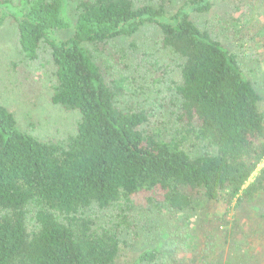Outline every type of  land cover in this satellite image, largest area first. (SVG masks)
Returning a JSON list of instances; mask_svg holds the SVG:
<instances>
[{
	"label": "trees",
	"instance_id": "trees-1",
	"mask_svg": "<svg viewBox=\"0 0 264 264\" xmlns=\"http://www.w3.org/2000/svg\"><path fill=\"white\" fill-rule=\"evenodd\" d=\"M169 3L80 0L71 18L63 0H0V26L14 22L24 57L50 60L51 102L80 115L65 141L41 140L0 100V264H120L126 215L106 227L86 214L91 207L144 196L177 212L219 197L240 205L264 191L262 97L236 54L192 19L213 0H184L172 12ZM148 25L180 60L170 87L182 129L167 137L148 126L144 108L120 105V86L87 46L105 49ZM190 140L202 151L189 150ZM163 254L158 243L129 264H162ZM195 256L190 264L205 263Z\"/></svg>",
	"mask_w": 264,
	"mask_h": 264
},
{
	"label": "rangeland",
	"instance_id": "rangeland-1",
	"mask_svg": "<svg viewBox=\"0 0 264 264\" xmlns=\"http://www.w3.org/2000/svg\"><path fill=\"white\" fill-rule=\"evenodd\" d=\"M79 1L63 0L71 18ZM183 1L170 0L167 11H174ZM213 2L209 11L193 13L192 19L236 54L262 97L259 108L264 114V0ZM59 35L66 37L70 32L61 31ZM87 46L111 84L120 86L117 94L122 107L144 108L149 112L148 126L160 129L166 137L182 129L177 119L179 100L170 87L179 78L180 60L162 46L158 27L143 26L131 36L111 40L105 49H96L95 44ZM52 71L47 57L41 55L33 61L24 57L13 21L0 26V100L15 113L23 130L41 140L65 141L75 133L80 115L51 102ZM194 145L191 141V148L187 147L202 151ZM258 169L247 183L257 176ZM86 214L106 227L126 215L119 230L124 242L120 264H129L139 252L158 243L164 248L162 264H190L189 259L199 258L195 255L200 252L205 255L203 262L209 264H264V191L240 205L236 199L228 202L219 197L199 200L190 210L177 212L165 205L158 208L138 196L104 210L91 207Z\"/></svg>",
	"mask_w": 264,
	"mask_h": 264
}]
</instances>
